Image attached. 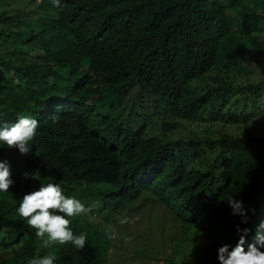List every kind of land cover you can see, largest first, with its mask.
Returning <instances> with one entry per match:
<instances>
[{"label":"trees","instance_id":"1","mask_svg":"<svg viewBox=\"0 0 264 264\" xmlns=\"http://www.w3.org/2000/svg\"><path fill=\"white\" fill-rule=\"evenodd\" d=\"M61 4L0 0V125L39 122L28 154L0 144L13 180L0 193V264L50 252L55 264H111L109 233L89 216L115 222L145 195L208 239L198 264H219L238 227L247 237L260 228L264 251V133L253 128L264 120V0ZM200 147L217 154L206 160ZM35 171L40 180L25 178ZM41 182L98 202L72 221L74 234H87L83 250L43 248L17 214ZM233 196L246 217L233 215ZM183 241L168 264H186Z\"/></svg>","mask_w":264,"mask_h":264},{"label":"clouds","instance_id":"2","mask_svg":"<svg viewBox=\"0 0 264 264\" xmlns=\"http://www.w3.org/2000/svg\"><path fill=\"white\" fill-rule=\"evenodd\" d=\"M50 3L56 8L64 6L61 4V0H50ZM53 122H55V118H53ZM38 125L39 122L37 120L24 115L19 116L13 124L3 123L0 125V144L5 145L8 149H18L21 155H26L30 152L33 141L36 139ZM24 175L26 179L40 180L39 171L25 173ZM12 185L13 180L10 165L7 161H0V193H8ZM82 187H87L86 182H82ZM227 202L233 210V215L246 217L247 211L243 208L241 201H237L233 196ZM97 206L98 202H93L86 206L75 196L65 195L60 184H45L41 182L38 190L25 194L22 200L19 201L17 214L23 219L26 226L34 232L37 240L42 242L41 246L43 248L63 247L71 244L75 249L83 250L87 243V234H74L71 227L72 221L84 216L86 213H92V210ZM161 207L163 206L161 205ZM93 214L100 216L96 213ZM119 222L126 223L127 221L120 219ZM243 222L246 223L247 221L244 220ZM180 229L182 231L176 240L185 229L187 230L184 241L183 238L178 240L176 246L180 245L183 241L182 251L180 252L181 259L186 261V264H193L187 260L185 251L196 249L198 242L205 243L203 239L207 238L199 237L197 228L189 227V225H182ZM237 231H242V234L238 244L234 248L230 250V246L224 245L218 249L219 264H264V251L257 248L259 246L257 245V240L261 237L262 230L255 227L251 237H247L250 231L248 229L240 230L238 227ZM172 237L173 235L171 239ZM208 243L209 241L205 243L204 249L200 252L199 259L202 258V254L206 250ZM244 245L248 249L247 251ZM261 247H264V241H262ZM197 255H191V257L195 259ZM56 260L57 256L50 252L44 256L38 255L30 258L28 264H55ZM176 261L178 262V255H176ZM198 263H200L199 260L195 264Z\"/></svg>","mask_w":264,"mask_h":264},{"label":"rangeland","instance_id":"3","mask_svg":"<svg viewBox=\"0 0 264 264\" xmlns=\"http://www.w3.org/2000/svg\"><path fill=\"white\" fill-rule=\"evenodd\" d=\"M261 36L264 37V35ZM261 71L264 72V68ZM209 75L213 78L212 74ZM217 125L215 124L217 130L228 133H237L236 129H240L234 126ZM253 128L257 131L262 130L264 133V120H254ZM191 129L204 131L205 127L194 125ZM200 149L203 152L202 156L206 160L212 159L217 154L216 152H210L204 147H200ZM134 213L139 215H133ZM100 217L92 214L91 218L89 216V220L101 224V227H105L109 233L111 246L110 250H108V257L111 264H168L167 258L176 261V255H179L176 244L178 240L184 239L185 232L188 229H185L176 240L182 231L180 225L176 223L174 216L168 210L162 208L161 204L150 197V195H145L125 207L119 213V216H115L114 223H112L113 221L104 223ZM120 219H124L127 222L120 223ZM198 236L202 237V234ZM203 240L205 243L208 242V239ZM205 243L198 242L196 249L185 251L189 263L195 264L199 260L200 252L204 249ZM180 245H178V249H180ZM138 251H146V254L151 255H146L147 257L139 255ZM195 254L198 255L193 259L191 255Z\"/></svg>","mask_w":264,"mask_h":264}]
</instances>
